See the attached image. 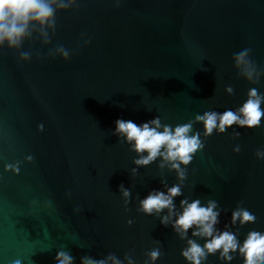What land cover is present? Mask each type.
Wrapping results in <instances>:
<instances>
[{"label": "water", "instance_id": "1", "mask_svg": "<svg viewBox=\"0 0 264 264\" xmlns=\"http://www.w3.org/2000/svg\"><path fill=\"white\" fill-rule=\"evenodd\" d=\"M58 2L55 25L34 21L19 46L0 44V264H56L60 250L73 264H114L110 256L191 264L182 255L188 241L203 247L208 238L193 236L195 227L183 237L174 230L185 199L215 201L216 231L241 245L249 232L264 233V118L209 136L195 120L236 111L250 89L264 95V0ZM244 49L250 63L237 66ZM157 117L173 128L191 122L204 143L181 165L183 181L159 157L137 166L138 154L114 134L117 119ZM177 184L172 215L140 210L147 195ZM238 208L255 221L233 223ZM229 256L218 250L201 264H244L239 249Z\"/></svg>", "mask_w": 264, "mask_h": 264}, {"label": "clouds", "instance_id": "2", "mask_svg": "<svg viewBox=\"0 0 264 264\" xmlns=\"http://www.w3.org/2000/svg\"><path fill=\"white\" fill-rule=\"evenodd\" d=\"M72 0H59L58 6L67 8ZM57 0H0V44L5 41L9 46H19L23 37L30 35L29 25L38 22L40 25H55L56 9L52 6ZM65 58L69 57V52L63 47L58 48ZM250 49L235 54L234 59L237 66L246 61ZM22 57L28 58V52H23ZM250 78V74H249ZM229 93L232 92L228 88ZM264 95L258 93L256 89H250L248 99L236 111L226 110L223 113L206 111L203 115H197L195 120L203 123L204 135L209 136L214 130L225 132L228 127L238 125L239 127L254 128L261 124L264 118ZM162 129V130H160ZM192 133V123L188 122L175 126L161 125L159 117L137 124L132 120L117 119L115 121V135L125 138L131 145V150L138 154L134 163L137 166H146L154 162L158 157L171 164V168L177 171L178 178L183 181L186 178V169L181 165L187 166L191 163L194 155L204 148V143L200 139V134ZM239 135V133H237ZM146 153V155H145ZM259 155V153H257ZM161 167L164 165L161 164ZM136 169H133L135 172ZM124 197L129 196V191L121 185ZM182 195L179 184L167 189V193L154 191L140 201V210L151 215L153 212L160 213L168 209L169 215L175 210L174 198ZM215 201H209L206 206H201L199 200L191 203L181 200L182 211L175 219L173 228L183 237L188 230L195 227L193 236L208 238L203 247L194 240H189V247L182 255L191 264H201V260L206 254H212L218 250L224 259H231L230 252L239 249L244 258V264H264V233L251 231L241 245L235 234L229 231L217 232L215 225L218 223L219 212L215 209ZM255 215L247 209L238 208L232 213V222L237 220L241 224L254 222ZM167 217L161 220L166 223ZM159 250L149 253L154 261L159 257ZM56 264H73L74 257L67 251L60 250L56 254ZM114 264H120L113 257ZM81 264H106V261H96L89 257H83ZM131 264V262H130Z\"/></svg>", "mask_w": 264, "mask_h": 264}]
</instances>
